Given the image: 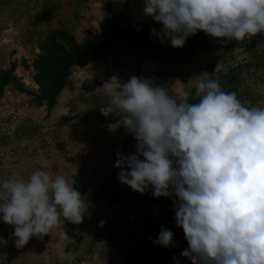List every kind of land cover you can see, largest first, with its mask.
Wrapping results in <instances>:
<instances>
[{
    "label": "rangeland",
    "instance_id": "obj_1",
    "mask_svg": "<svg viewBox=\"0 0 264 264\" xmlns=\"http://www.w3.org/2000/svg\"><path fill=\"white\" fill-rule=\"evenodd\" d=\"M142 6L143 0H0V79L15 65L13 76L25 90L7 84L0 92V182L27 178L36 170L61 175L74 183L90 213L79 224L64 220L20 249L14 245V226L0 222V237L8 240L0 246V254H7L0 264H176V259L190 264L180 255L188 245L175 218L169 223L156 208L135 205L138 197L119 181L116 153L135 154L136 144L118 147L126 131L108 130L119 116L101 114L108 97L100 87L112 76L121 82L137 76L171 94L183 91L191 97L200 75L208 73L242 102L264 107V68L259 65L264 63V34L233 45L205 41L177 70L168 63L175 49L169 41L152 35L135 45L126 40L83 68L70 67L52 109L35 101L41 92L34 64L45 55L53 33L67 32L81 48L108 14H122L119 24L126 28L135 23ZM173 199L166 209L174 212ZM161 227L174 233L168 248L153 243ZM149 229L154 237L148 241L153 243L150 249L147 242L128 237L130 230L137 235Z\"/></svg>",
    "mask_w": 264,
    "mask_h": 264
},
{
    "label": "clouds",
    "instance_id": "obj_2",
    "mask_svg": "<svg viewBox=\"0 0 264 264\" xmlns=\"http://www.w3.org/2000/svg\"><path fill=\"white\" fill-rule=\"evenodd\" d=\"M142 15L162 25L152 36L174 48L199 31L235 41L264 34V0H143ZM200 77L195 102L147 78L103 82L108 103L100 112L119 116L108 130L123 128L136 142L135 154L116 153L118 179L141 194L175 197V222L188 245L180 255L190 264H264V107L224 91L213 75ZM73 184L43 170L0 182V222L14 226L17 249L90 214ZM173 236L161 227L153 243L168 248Z\"/></svg>",
    "mask_w": 264,
    "mask_h": 264
},
{
    "label": "trees",
    "instance_id": "obj_3",
    "mask_svg": "<svg viewBox=\"0 0 264 264\" xmlns=\"http://www.w3.org/2000/svg\"><path fill=\"white\" fill-rule=\"evenodd\" d=\"M121 18L122 14H108L100 23L99 32L86 40L81 48L75 44L73 37L67 32L60 30L53 33L48 47L46 46L44 51L45 55L41 60L34 64V81L39 86L41 92V96H36L35 98L38 105L47 103L48 109L53 108L61 90L66 85V80L69 76L68 69L70 67L83 68L90 63L103 58L107 52L116 48L121 42L127 40L129 45H135L137 40L146 39L151 36L153 29L159 32L162 27V25L156 23L152 18L144 17L141 12L136 17L134 21L135 23L126 28L120 26L119 23ZM249 37L253 36H247L241 41H223H227L230 45L245 41V43H247ZM57 39L65 44V46H62L61 43L59 44ZM220 40L221 39L208 36L203 31H199L195 36L188 38L182 48L174 49L173 54L169 56L168 63L174 64L176 70L180 69L192 60L197 46L204 44L205 41ZM246 45L247 44H245V46ZM259 65L264 68V63ZM14 72L15 65H11L4 77L0 79V92L7 84H14L17 90L23 93L25 92L22 85L13 76ZM195 99L196 98L193 94L189 97V102H195ZM133 144H136L134 137L126 133L118 147L125 148ZM131 193L135 197H138V200L134 202L135 205H139L146 209L156 208L164 215L165 220L169 223H171L170 219L175 218L174 212L166 209L170 198H156L152 195L151 190H147L143 194L132 190ZM148 219L149 218H147L146 222L140 226L141 228H146ZM128 237L134 241L139 240L140 243L147 242V249H150L153 244L148 241L154 238L150 229L147 233L143 232L137 235H135L133 230H130Z\"/></svg>",
    "mask_w": 264,
    "mask_h": 264
}]
</instances>
